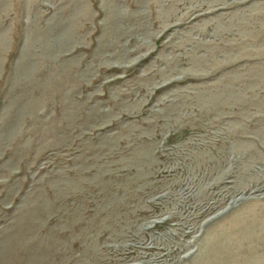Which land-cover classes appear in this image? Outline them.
<instances>
[{
  "label": "rangeland",
  "instance_id": "rangeland-1",
  "mask_svg": "<svg viewBox=\"0 0 264 264\" xmlns=\"http://www.w3.org/2000/svg\"><path fill=\"white\" fill-rule=\"evenodd\" d=\"M0 264H264V0H0Z\"/></svg>",
  "mask_w": 264,
  "mask_h": 264
}]
</instances>
